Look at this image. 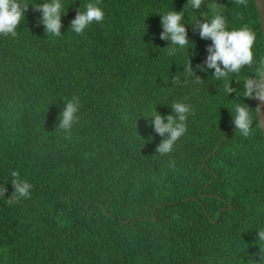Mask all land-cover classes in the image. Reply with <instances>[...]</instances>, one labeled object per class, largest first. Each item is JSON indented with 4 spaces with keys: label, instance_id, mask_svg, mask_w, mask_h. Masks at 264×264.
<instances>
[{
    "label": "trees",
    "instance_id": "1",
    "mask_svg": "<svg viewBox=\"0 0 264 264\" xmlns=\"http://www.w3.org/2000/svg\"><path fill=\"white\" fill-rule=\"evenodd\" d=\"M22 2L29 7L18 35H0V185L8 189L0 264H257L264 136L255 122L248 138L232 129L235 104L256 103L227 95V80L196 67L212 41L192 24L212 18L213 0L199 10L187 0H100L104 21L80 35L71 21L96 0H62L59 37L45 33L33 8L50 0ZM217 3L229 30L256 33V63L229 77L242 92L263 59L257 8L254 0ZM172 10L184 11L194 44L169 56L161 15ZM189 59L202 82L183 72ZM73 97L81 107L69 139L56 126ZM175 102L194 113L174 151L160 156L163 137L147 118L173 114ZM12 171L33 187L9 206Z\"/></svg>",
    "mask_w": 264,
    "mask_h": 264
},
{
    "label": "clouds",
    "instance_id": "2",
    "mask_svg": "<svg viewBox=\"0 0 264 264\" xmlns=\"http://www.w3.org/2000/svg\"><path fill=\"white\" fill-rule=\"evenodd\" d=\"M237 5H247V0H234ZM100 0L95 3H87L84 11H77L75 18L71 21L70 31L80 35L93 23H102L105 19V12L99 6ZM194 10L201 9L204 6V0H187ZM214 14L209 20L204 18L195 22L194 30H198L199 36L202 39H210L212 43L207 47V58L203 64L196 67L201 71L207 72L209 69H214L212 74L217 81L227 80L225 92L227 95L236 93L238 97L242 96L247 99H257L264 102V59H261L256 67L255 74L248 76L244 81V90L238 91L231 86L232 79H229L232 74H239L245 67H252L256 63L254 59V44L256 41V33L247 25L239 29H228L226 18L221 14V4L217 0L206 5ZM29 4L23 3L22 0H0V35L11 36L15 38L18 35V28L21 22L25 20V14ZM34 10L41 13L40 22L45 28V33L54 37L61 36L62 15L64 14V6L62 0H50V2L36 3L33 5ZM162 17L163 31L160 34L161 40L170 41V46L167 48V54L173 56L180 49L190 48V44L194 42L188 38L187 28L182 21L185 18L184 11H169ZM147 28V26H146ZM145 28V31H146ZM183 72L187 75L195 74L196 82L200 83L203 80L193 71L191 59L183 67ZM173 84H180L179 76L172 77ZM237 82H240L237 80ZM240 101V100H238ZM173 114L167 116L161 115L156 110L149 119L150 125L154 127L155 133L163 137L161 142L156 147V154L164 156L171 154L176 143L187 133V119L190 114L194 113V108L191 104L184 102H175L171 105ZM80 100L78 97H73L64 103V107L58 117L59 123L56 128L62 130L65 138H71V131L75 124L79 121L78 113L80 111ZM233 114V124L235 132H239L245 138L252 135L253 124L255 127L264 130V121L261 116V105H257L254 109L240 101L236 103ZM167 121V122H165ZM169 166H174V161L169 162ZM11 185L14 188L11 196L6 202L9 206L17 203L21 198H30L32 185L20 178L18 171L11 172ZM8 191L5 185H0V198L5 197ZM257 244L259 245L260 259L257 264H264V248L260 247V243L264 242V228L258 230Z\"/></svg>",
    "mask_w": 264,
    "mask_h": 264
},
{
    "label": "water",
    "instance_id": "3",
    "mask_svg": "<svg viewBox=\"0 0 264 264\" xmlns=\"http://www.w3.org/2000/svg\"><path fill=\"white\" fill-rule=\"evenodd\" d=\"M254 3L256 5V8H257V12H258V17H259V21H260V25H261V31H262V37H263V59H264V0H254ZM255 102L256 103V106L259 104L261 105V108H262V111H264V102L262 101H259L257 99H251L250 100V103H253ZM261 119L262 121H264V113H262V116H261ZM235 126L232 127V129L234 128ZM262 134L264 136V130H262ZM225 137V136H224ZM223 137V138H224ZM220 143V142H219ZM218 143V144H219ZM218 144L216 146V149L218 147Z\"/></svg>",
    "mask_w": 264,
    "mask_h": 264
}]
</instances>
